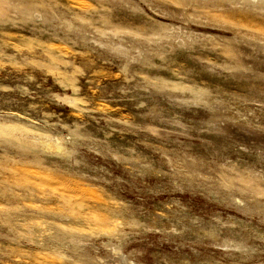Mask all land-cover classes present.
Here are the masks:
<instances>
[{
    "label": "rangeland",
    "instance_id": "374dc122",
    "mask_svg": "<svg viewBox=\"0 0 264 264\" xmlns=\"http://www.w3.org/2000/svg\"><path fill=\"white\" fill-rule=\"evenodd\" d=\"M0 264H264V0H0Z\"/></svg>",
    "mask_w": 264,
    "mask_h": 264
}]
</instances>
